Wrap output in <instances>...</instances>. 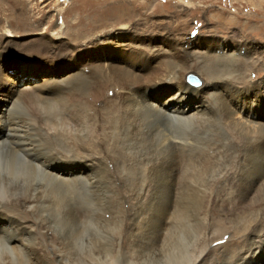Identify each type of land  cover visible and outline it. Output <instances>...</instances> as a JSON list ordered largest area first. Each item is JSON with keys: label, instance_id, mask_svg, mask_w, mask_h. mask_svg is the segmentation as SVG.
<instances>
[{"label": "bare ground", "instance_id": "6f19581e", "mask_svg": "<svg viewBox=\"0 0 264 264\" xmlns=\"http://www.w3.org/2000/svg\"><path fill=\"white\" fill-rule=\"evenodd\" d=\"M259 8L264 10L263 0ZM15 9L18 14L13 13ZM55 10V17L64 21L56 37L65 35L67 41L47 36L19 41L17 31L31 30V22L39 24L43 18L34 16L26 1L0 0V15L7 24L0 23V264H66L78 246L87 247L84 252L90 251L86 256L93 263L98 258L101 264H113L125 251L130 254L140 244L147 246L153 234L157 245H168L167 252L162 248L161 258L177 264L178 252L181 260L186 253L178 243L185 241L166 237V231L180 210L185 215L191 211L188 206V211L180 209L175 199L181 183L186 185L185 192L190 189L205 198V204L200 202L205 205L201 208L205 230L200 237L205 243L213 235L208 229L209 210L216 206L215 195L221 189L233 198L251 199L258 193L256 227L264 225V119L260 115L264 78L253 80L241 69L240 59L250 58L248 42L235 36L219 41L200 35L174 39L136 32L121 17L114 22L117 28L94 36V30L106 24L103 19L97 18L85 29L83 19L67 24L66 11ZM9 34L15 40L7 39ZM151 47L158 59L145 67L141 64L146 60L145 49ZM220 64L227 67L229 76H222ZM8 66L19 68V80L6 75ZM190 73L200 79L193 86L198 88L186 83ZM188 92L193 95L186 97ZM200 126L204 148L196 147L187 130ZM216 131L231 136L228 146L217 144L221 140L215 137ZM195 149L204 150L203 155L191 157ZM227 161L240 166L239 177L233 171L216 176L205 171L200 177L203 172L198 171L192 179L191 171L187 175L182 170L184 165ZM181 170L186 173L182 177L192 181L180 182ZM124 183L130 188L117 195L110 192ZM21 185L28 186L29 192L19 195ZM12 187L17 188L13 194ZM193 192L188 193L193 197ZM123 197L129 200L126 209L121 205ZM153 201L157 207H151ZM95 203L94 212L82 210L84 204ZM183 222L181 226L187 221ZM245 238L250 244L222 264H264V230L259 238L254 229ZM194 250L186 253L187 264L201 262L207 247Z\"/></svg>", "mask_w": 264, "mask_h": 264}, {"label": "rangeland", "instance_id": "374dc122", "mask_svg": "<svg viewBox=\"0 0 264 264\" xmlns=\"http://www.w3.org/2000/svg\"><path fill=\"white\" fill-rule=\"evenodd\" d=\"M23 1L27 2V5L31 9V13L36 17L42 16L41 18H43V21H41L39 24L36 21L31 22V26L33 27L31 30H26L23 32L17 31V33L15 34L16 35L15 38L16 39L21 38L19 41H23V39H25V41H28V40H31V38H40L42 36H47V37L52 38L56 41H58V40L67 41L66 40L67 38L65 35H61V36L56 37L57 36L56 31L58 28L60 29L61 32L63 31L64 21L61 19V17H55V11H56L55 8L60 9L62 13H64L66 11L65 12L66 16L64 17V20L67 24L75 23L78 19H83L82 25L85 29L87 28L89 23L97 22V18L103 19V22L104 23L106 22V24L99 27V28H96L94 30V33L93 34L91 33L94 36L100 31L110 32L113 28H117L118 25L117 24L115 25L114 22L116 19L118 20L121 17V19L124 18L123 21H125V22H123V23L128 24L130 26L131 30H133V31H136V32L141 31V30L147 31V32L149 31L150 33H148V34L158 33V34L170 36L174 39L181 38V37H184L187 35L188 36L200 35V36H203L206 38L207 37H213L219 41H226V40L230 41V38L232 36L237 37L235 39H238V40L243 39V40L247 41L248 44L250 45V49H249V53H250L249 57L250 58L245 59L242 57L240 59L242 71H244L246 75H249L250 78L253 80H260V79L264 78V34H263L264 33V10H262V8H259V0H59V2H62L63 4H60L58 2V0H23ZM4 8L5 9L7 8L6 4L4 5ZM104 8H105V11H104ZM68 9H70L69 12H67ZM13 11H14L13 12L14 14L19 13L18 9H15ZM120 11L122 12V14ZM102 13H104V14H102ZM5 15H7V14H5ZM117 16H119V17H117ZM127 16H128V18H127ZM113 18H114V21L112 20ZM126 19H128V20H126ZM105 20H107V21H105ZM0 23L4 27L7 26L6 18L1 16V15H0ZM34 27H36V28H34ZM258 27H262V29L260 30V29H258ZM87 32H86V34L89 35V33H87ZM8 36L9 37L7 39H9V40L14 39L15 40V38L13 37L14 36L13 34H9ZM155 51L156 50L152 49V47L149 49L148 48L145 49L146 60L144 63H141V64H143V66L150 67V66L154 65L155 60L158 59ZM240 52H241V54H243L244 51L242 50ZM220 65H221V67L219 69H220V71H222V73H221L222 76H225V77L229 76L230 73H229V70H227V67H224V64H220ZM18 69H19L18 67L13 68V67L8 66L7 68H5V73L8 77L13 76L16 80L17 79L19 80L20 78H18V77L20 76V74H19L20 71ZM250 70H253V72L249 74ZM192 75H194V74H192ZM13 77H12V79H14ZM195 77H197V76H195ZM197 79L200 82V79L198 77H197ZM185 81L192 88H198V86L193 87L196 85L187 81V76L185 77ZM148 92L149 91H147V94H148ZM150 94L151 93L149 92V95ZM192 95H193L192 92H188L186 97H191ZM197 95L198 94H196L195 96H197ZM261 111H262V113H260V115L264 119V114H263L264 109H262ZM214 128H216V127H214ZM187 130L190 134L192 133L191 135H193V137L195 138L196 147L199 146L200 148L201 147L204 148L203 144L205 143V140H204V138L203 139L201 138L203 136V135H201L202 127L201 128L192 127V128L187 129ZM215 133H218V134H215V137L218 135L216 138L221 140V142H219L217 144H224V145L228 146L229 145L228 143H230L232 141L231 136H229L227 133H224V132L220 133L219 131H216ZM212 143H214V142H212ZM203 153H204V150L203 151H201V150L197 151L195 149L194 151L189 153V155L191 157H197V155H203ZM129 156L131 157V159H132V157H134L133 154H132V156L129 154ZM192 159H194V158H192ZM212 165H207V166L202 165L201 166L199 164H197V165L196 164H194V165L189 164V165H184V168L186 167L188 169H186V168L184 169L182 167V170H184L187 173V175L189 174V171H191L192 174H189V176L191 177V175H192V177H191L192 179H195V177L198 176L197 174H200L201 172H203L202 176L201 175H199V176L203 177L205 171L207 172V173L205 172L206 173L205 175L208 174V176H216V175H219L220 173H223L225 171H228V172L233 171L232 174L234 176L236 175L235 178L239 177V174L242 172V171H240V166L238 164L230 163L228 161H227V163H215L213 165V167H212ZM208 168H209V171H208ZM198 169H200V170H198ZM182 170H181V173L179 172L180 176H181L180 182L192 181V179L189 178V176L188 177L187 176L182 177L183 175L186 174ZM198 171L199 172L201 171V172L199 173ZM143 174L144 173L142 172V177L144 176ZM195 174H196V176H195ZM243 177H245V176H243ZM185 178L186 179L189 178V179L186 180ZM246 179H247V177H246ZM143 180H145V179H143ZM225 184L226 183H224L223 185H219V187L223 188L222 186H224ZM183 185H184L183 187H182V183L179 185L178 190L176 192L177 194H175L177 197L180 193H183L182 198L179 195L178 198H180V200H178V198H176V197H175V199L177 200V204L179 205L180 209H182V207H184L185 211H188L189 208L191 209V211L186 212V215H188V213H191V214L186 216L185 214H183L181 212L184 210L183 209L180 210L179 215H177V217H176L179 221L177 222V219H176V221L174 219V221H172L173 223H171L170 228H169V230L172 229L170 231L171 233L169 232V235L171 234L174 237L168 235L169 230L166 231L167 234L166 233L165 234L167 235L166 237H168V238L172 237V238H175V240L179 237L177 239L178 242H180V240H181V242L185 241L186 244H185V242H183V244L185 246L183 244L179 245V243H178V246H179V249L181 246V249L183 248L187 254H193V252L191 253L190 251H193L194 249H195L194 252L197 251L199 246L200 247L206 246L207 252L205 253L204 258L198 264H222L225 261L226 262L229 260L231 261V258L232 257L234 258L236 253L237 254L240 253L241 251H243L246 248V246L248 244H250V242L248 240H246V238H245L248 232H250L251 230L254 229L255 235L259 238L260 233L264 230V225L256 227V219L260 215V213L257 212V210H256L258 207V204H259V200H260V195H257L258 193H254V195L251 197V199H247V198L243 199L241 197L242 195H238L237 197L233 198L230 195H227L225 192L223 193V191H221L222 190L221 189L215 195L216 200L218 201L216 203V206H213V209L210 208V210H209V214H208V219H209L208 220V224H209L208 227L209 228L208 229H210V231L213 233V235L210 237L209 244L205 243L202 240L203 239L202 235H204V230H205V223L203 221V209H201L205 206L204 205L206 203V202H204L205 198L203 200V195L201 196V194L199 195V193L197 194L193 191H189L190 190L189 187L187 188L189 190L188 191L186 190L187 192H185V188H186L185 186L186 185L185 184H183ZM115 186H116L115 188L113 187L114 190H113V188H111V191H110V192H114L115 195L120 193V191H124L125 189L130 188L129 185H127V183L126 184L124 183L121 186L120 185L119 186L115 185ZM117 187H119V188H117ZM18 188L20 191L19 195H21L24 191L27 193L30 190V188L26 185H21ZM182 188H183V192L181 191ZM16 189H17L16 187H12L11 193L13 194V192ZM188 192H193V193H191V195H193V197L190 196L189 195L190 193H188ZM188 195H189V198H188ZM196 195H197V197H196ZM93 196L94 195H92V198H93ZM172 197L174 198V193L171 196V199H173ZM181 199H183V201H181ZM192 199H193L194 204L192 202ZM261 200H264V197ZM178 201L180 204L178 203ZM200 202L204 203V204L200 206ZM91 203H94V201H92ZM128 203H129L128 197H123L121 205H122V207H124V209H126L128 207ZM186 203L191 205L192 207L187 205ZM256 203H258V204H256ZM96 204L97 203L91 204L89 206H87L88 204L87 205L84 204L82 206L83 207L82 210L84 211V209H86V210L88 209V211L90 213H92L97 208ZM101 204H102L101 202H98V206ZM182 204H183V206H180ZM152 205L153 206H151V207H155V206L157 207L158 202L157 203L154 202ZM187 206L189 208H187V210H186ZM90 210H92V211H90ZM192 213H193V216L195 215L194 217L192 216ZM250 213L253 214L252 215L253 217L251 215H249ZM104 214H103L104 217H107V214L106 213H104ZM184 215L186 216V218H188L187 220H186ZM179 216L180 217L184 216V217L180 218ZM190 216H192L193 218H191ZM196 216H198V217H196ZM220 217H222L223 219H221ZM189 218H191V219H189ZM197 218L199 219V221ZM194 219H195V222H192V221H194ZM24 221L28 222L30 220H28L27 218H24ZM181 221H184L183 223H185L186 221L187 222L181 226ZM189 221H191V222H189ZM196 221H198V222L196 223ZM90 223H92V222H90ZM203 223H204V225H203ZM54 224L57 226V223L55 222V220H54ZM178 224H179V227L177 226ZM192 224L193 225L195 224L194 226H196L198 224V226H200V227L197 226V229H196V227H195V229L196 230H198L199 228L200 229L198 231L192 230V229H194V226L192 227ZM187 225H188L189 229L187 228ZM182 227H184L183 228L184 231L182 230ZM175 230L177 231V233H172V231L176 232ZM180 230L183 232L181 233ZM188 230H190L192 233ZM187 233L189 235L191 234V237ZM193 233H194V235L195 234L196 235L194 236ZM186 234H187V237H186ZM197 234L199 237L197 236ZM192 235L194 238H192ZM151 236H152L153 240H149L147 238L148 240L146 242H149V243H147L149 246L152 244V246L154 248L152 246H150L152 248L151 249L148 245L144 246L145 247L144 248L140 244L139 246L143 247V249H145V251H144L143 249H141L139 246L136 245L137 247L135 246L136 249H133L131 251V253H130L131 255L129 254V252L125 251V253L123 255H120V257L115 259L113 264H134V263L135 264H171L169 262H171L172 260H170V261L167 260L166 256L161 258L162 255L164 254V252L165 251L167 252L168 245L162 244V246H164V247H162L161 245H157V243H156L157 241L154 240V238H156L155 237L156 235L153 234ZM196 236L199 239H196ZM168 238L166 241L169 240ZM181 238L182 239L184 238V239L182 240ZM170 240H172V239H170ZM152 241L156 243L157 247L154 246L155 243L153 245ZM199 242L200 243L202 242V244L199 245L198 244ZM195 244H196V247H195ZM142 245H144V244H142ZM145 245H146V243H145ZM188 245H189V248H188ZM190 245H192L193 248ZM207 245H209V246H207ZM158 246H161V247L158 248ZM78 247L79 248L75 247L76 250L72 254L68 255V257L66 258V264H96V263H93L91 261V259L88 255H87L88 257L86 256V254L90 253V251L84 252V250L87 249L86 246H83V247L78 246ZM190 247L192 248V250H190L191 249ZM146 248H147V250L150 248L151 252H150V249L148 251H146ZM162 248L165 251H163ZM153 249H155V251H152ZM156 249H160V251L158 252V250H156ZM137 250L138 251L141 250L142 253L141 254L136 253ZM178 251H180V250H178ZM133 252H134V254H133ZM98 253L105 260L104 254L103 253L101 254L99 249H98ZM179 253L181 255V251L178 252L177 258H179V259L176 260L175 263L177 262V264H181V262H182V264H187V262L189 261V258L187 259L186 253L183 255L184 257L182 256V258L185 259L184 262H186V263L183 262V259L181 260V257H178ZM135 255H136V257L137 256L139 257L140 255H142V256H140L139 258L137 257L138 258L137 259V258H134ZM230 255H232V257ZM124 259L127 261V263ZM136 259H137V261H136ZM164 259H166L168 261V263H166L167 261ZM179 260H181V261L179 262ZM96 261H97V264H101V262L99 261L98 258H96ZM132 261H135V262L132 263ZM129 262H131V263H129Z\"/></svg>", "mask_w": 264, "mask_h": 264}, {"label": "water", "instance_id": "95a60500", "mask_svg": "<svg viewBox=\"0 0 264 264\" xmlns=\"http://www.w3.org/2000/svg\"><path fill=\"white\" fill-rule=\"evenodd\" d=\"M187 81L195 85L198 84V79L192 74L187 75Z\"/></svg>", "mask_w": 264, "mask_h": 264}]
</instances>
